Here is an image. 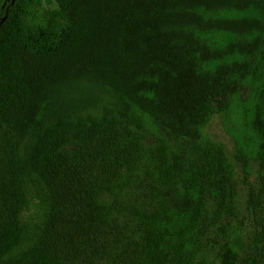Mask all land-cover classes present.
<instances>
[{
    "label": "trees",
    "instance_id": "1",
    "mask_svg": "<svg viewBox=\"0 0 264 264\" xmlns=\"http://www.w3.org/2000/svg\"><path fill=\"white\" fill-rule=\"evenodd\" d=\"M53 1L0 0V264H264V0Z\"/></svg>",
    "mask_w": 264,
    "mask_h": 264
},
{
    "label": "rangeland",
    "instance_id": "2",
    "mask_svg": "<svg viewBox=\"0 0 264 264\" xmlns=\"http://www.w3.org/2000/svg\"><path fill=\"white\" fill-rule=\"evenodd\" d=\"M45 7L55 8L57 4L53 0H44ZM261 87L258 84H249L246 89L232 102L227 113L216 114L205 129V135L214 142L222 145L226 151L229 162L233 166V173L239 191V206L243 207L249 190L248 182L245 180L244 167L238 161V147L244 125V105L252 109L258 99ZM258 177V164L250 160L249 182L255 184ZM38 218L37 204L34 202L27 213V219L34 223ZM236 237L239 243L246 240V232L241 229L240 223H236ZM218 263V262H216Z\"/></svg>",
    "mask_w": 264,
    "mask_h": 264
}]
</instances>
